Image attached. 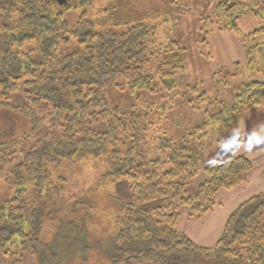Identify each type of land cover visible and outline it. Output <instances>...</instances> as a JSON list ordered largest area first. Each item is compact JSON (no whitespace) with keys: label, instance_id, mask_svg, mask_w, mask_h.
Instances as JSON below:
<instances>
[{"label":"trees","instance_id":"16d2710c","mask_svg":"<svg viewBox=\"0 0 264 264\" xmlns=\"http://www.w3.org/2000/svg\"><path fill=\"white\" fill-rule=\"evenodd\" d=\"M93 1L0 0V111L22 115L34 131L37 109L48 118L49 129L61 130L58 138L45 136L26 151L19 148L23 140L14 138L13 123L1 131L0 170L15 192L0 199V248L6 253L7 247L17 264L28 253L39 264H264V194L252 196L229 215L212 247L198 246L177 231L181 209L189 217L211 211L216 193L244 182L252 163L230 156L206 169L208 175L194 187L200 160L190 144L195 134L177 142L153 136V129L147 140L153 125L148 105L141 115L110 107L104 93L109 86L151 91L155 75L173 83L184 69L183 48L174 41L157 42V26L142 23L118 33L94 32L93 20L81 8ZM250 1L225 0L216 6L230 17L229 30L238 36L239 19L264 11V0ZM79 8L70 24L66 13ZM260 32L264 27L249 38ZM77 42L84 47L58 54L61 46ZM236 89L231 121L264 101V81L249 80ZM100 122L105 129L97 131ZM6 135L13 138L4 139ZM121 137L133 138L123 152ZM146 140L153 144L148 147ZM105 152L112 159L107 179L124 182L129 194L125 199L111 195L116 212L108 222H97L96 229L91 226L94 202L76 193L60 169ZM28 196L33 197L30 203ZM46 219L56 225L49 240L41 232Z\"/></svg>","mask_w":264,"mask_h":264},{"label":"rangeland","instance_id":"374dc122","mask_svg":"<svg viewBox=\"0 0 264 264\" xmlns=\"http://www.w3.org/2000/svg\"><path fill=\"white\" fill-rule=\"evenodd\" d=\"M222 1L225 0H136L127 4L121 0H94L92 6L81 7L86 13L84 16L93 20L94 32L111 30L118 33L126 26L142 23L157 26V42L174 41L183 48L181 58L184 69L176 72L173 83L167 79L162 82L160 77L155 75L151 91H133L127 86L119 90L109 86L105 88L104 93L110 107H117L127 113L126 115L132 112L141 115L145 107L149 106L147 119L153 125L149 126L152 130L148 132L147 140L152 139L149 137L152 136L153 129V136L169 137L177 142L182 141L184 135L185 139H191L186 135L195 134L190 144L193 153L200 154V160L199 173L192 182L194 187L204 181L208 175L206 169L222 164L230 156H242L252 163V170L244 182L216 193L215 206L211 212L200 217H189L188 210L181 209L177 231L184 233L194 244L202 247L215 245L229 215L240 204L252 196L264 194L259 192L264 190H258L264 187V174L259 172L264 167V143L253 146L251 151L244 147L253 135L264 139V128H259L264 127V107L257 109L264 101L241 112L233 121L230 120L231 107L237 93L235 88L249 80L264 81V32L251 39L247 34L264 27V11H261L256 19L255 16L247 15L237 21L243 46V51H239L233 41V35L225 33H233L229 30L230 17L216 8ZM255 1L250 2L253 5ZM81 8L66 13L70 24L75 23ZM83 47L84 44L79 42L68 44L61 46L58 54L65 55ZM201 51L209 53V57H205ZM254 76L255 78H248ZM14 101L21 105V100ZM35 111L39 121L34 131L29 130L33 124L22 115L14 116L10 111H0V135L7 127L5 124L13 123L16 136L14 138L23 140L19 148L24 151L36 145L45 136L58 138L61 130L49 129L46 115L37 109ZM95 129L104 130V123L100 122ZM163 131L166 132L165 135L161 134ZM11 138L13 137L9 139L7 135L4 137L9 141ZM233 138L241 142L239 147L228 142ZM121 139L118 144L123 152L125 147L132 146L130 142L133 138ZM125 141L126 145H123ZM151 144L153 142L147 141L148 147ZM114 148L116 146L108 147L109 150ZM110 157L107 152L95 158L88 156L78 163L61 165L60 169L67 182L72 187L75 185L73 190L76 193L87 198L89 202H94L91 226H96V229L99 226L97 222H108L116 212L117 204L111 195L125 199L129 194L124 182L114 183L110 178L107 179L105 174L112 164ZM3 174V170H0L1 200L15 192V187L4 183ZM226 190H234L232 194L235 198L230 197L231 193H225ZM26 199L30 203L33 197L28 196ZM27 224L28 219H25V225ZM55 229V221L46 219L42 223L43 237L49 240ZM4 252V247L0 248V264H17L11 259L12 256L7 254V247L6 253ZM21 264L39 263L28 253L23 256Z\"/></svg>","mask_w":264,"mask_h":264},{"label":"crops","instance_id":"0c3cea01","mask_svg":"<svg viewBox=\"0 0 264 264\" xmlns=\"http://www.w3.org/2000/svg\"><path fill=\"white\" fill-rule=\"evenodd\" d=\"M247 16V15H246ZM245 17V16H244ZM257 17H255V19H256ZM256 23H257V20H256ZM225 33H227V34H232L233 36V41H234V43L237 45V47L239 48L238 50L239 51H243V46H241V39H240V37L238 36V35H236V34H234V33H231V32H227V31H225ZM249 33H251V32H248L247 34H249ZM261 33V32H260ZM249 79H252V78H255V76L254 77H248ZM259 107L261 108V107H264V102L260 105V106H258L257 107V109H259ZM264 109V108H263ZM259 128H264V127H262V126H260ZM260 172V174H264V167L259 171ZM236 190V189H235ZM258 190H264V187L263 188H259ZM227 192H225V193H231L230 194V197L231 198H235V196H233V194H232V191H234V190H226ZM259 192H264V191H259ZM220 193V192H219ZM235 194H237V193H235ZM257 194V193H256ZM227 195H229V194H227ZM217 197V196H216ZM211 212V211H210ZM209 213V212H208ZM207 214V213H206ZM226 214V213H225ZM224 216H226V215H224ZM225 226V225H224Z\"/></svg>","mask_w":264,"mask_h":264},{"label":"clouds","instance_id":"9594fccd","mask_svg":"<svg viewBox=\"0 0 264 264\" xmlns=\"http://www.w3.org/2000/svg\"><path fill=\"white\" fill-rule=\"evenodd\" d=\"M230 144H236L237 147L240 146L241 142L237 141L236 139H230L228 141ZM260 143H264V139L257 138L255 135H253L252 138H250L247 143L244 145L245 149L247 151H251L253 146L259 145Z\"/></svg>","mask_w":264,"mask_h":264},{"label":"water","instance_id":"95a60500","mask_svg":"<svg viewBox=\"0 0 264 264\" xmlns=\"http://www.w3.org/2000/svg\"><path fill=\"white\" fill-rule=\"evenodd\" d=\"M58 2H59L60 4H63V3L65 2V0H58Z\"/></svg>","mask_w":264,"mask_h":264}]
</instances>
